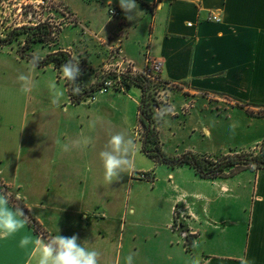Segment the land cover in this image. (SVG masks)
<instances>
[{
	"label": "crops",
	"instance_id": "obj_1",
	"mask_svg": "<svg viewBox=\"0 0 264 264\" xmlns=\"http://www.w3.org/2000/svg\"><path fill=\"white\" fill-rule=\"evenodd\" d=\"M50 1L64 6L70 19L75 20L63 26L58 42L68 47L59 51L77 59L80 44L96 60L110 56L120 62L129 61L138 70L153 61L162 62L159 77L167 86L162 96L175 106L176 115L158 124L163 143L176 137L175 131L183 125L176 122L182 117L198 124L196 128L212 111L228 113V118H234L235 113L237 118L252 119L256 126L264 122V113L257 115L264 112V0H136L141 12L133 21L125 18L119 0ZM110 8L117 9L119 15L111 17ZM214 14L220 22L209 20ZM71 28L79 32L73 36L67 32ZM70 35L76 46H71ZM51 70L46 66L30 72L28 61L16 50L0 46V194L8 196L11 208H22L28 221L20 232L0 240V264H28L34 245L22 248L20 240L24 236L44 238V234L49 238L58 230L62 236L75 234L86 247L96 248L91 236L103 232L93 231V224L101 221L114 227L128 213L135 214L126 198H115L114 182H105L99 150L95 155L91 152L98 149L93 131L79 133L77 138L61 131L68 111L73 110L77 116L70 119L83 128L81 111L85 120L89 115L93 121L101 108L110 111L116 98L126 104L125 97L116 96L129 98L132 88L112 96L107 95L110 92L99 95L102 97L92 105L73 104L68 96V102L60 101L57 106L48 96ZM21 73L30 74L36 81L30 93L20 89L17 77ZM141 96L139 100L133 96L138 127ZM189 106L192 109L182 114V109ZM203 131L212 135L207 127ZM80 137L92 140L89 146L80 148V158L63 150L67 140ZM263 142L264 136L262 141L257 139L235 152L258 154ZM165 146L166 142L162 148L167 151ZM189 151L202 153L192 148L181 153ZM154 163L171 169L183 167ZM193 172L199 182H209L215 191L210 195L192 191L185 199L171 202L168 219L158 228V241L162 232L165 238L158 243V258L185 264H192L193 258L200 264H240L241 257H245L250 264H264V167L246 168L217 179H205ZM17 192L23 193V199L16 198ZM107 231L111 236V230ZM116 236L122 250L124 235ZM114 264H119V259Z\"/></svg>",
	"mask_w": 264,
	"mask_h": 264
},
{
	"label": "rangeland",
	"instance_id": "obj_2",
	"mask_svg": "<svg viewBox=\"0 0 264 264\" xmlns=\"http://www.w3.org/2000/svg\"><path fill=\"white\" fill-rule=\"evenodd\" d=\"M28 13H32L33 17L31 20L28 19ZM70 16L68 10L64 6L50 0H0V35L5 36L15 28L37 27L41 24L50 25L54 31L52 42L48 44H35L30 51L32 54L36 53L43 58L44 55L50 51H59L62 50V48L68 47L65 46L66 43H61V46L58 42V37L66 23L75 21L74 19H70L72 18ZM25 19H27V22H25ZM67 32L74 36V33H78L79 31L78 29L75 30L71 28L67 30ZM73 36L70 35V38L72 39ZM77 36H79V34ZM25 37V35L21 36L19 41H15L9 46V49L12 47V49L17 51L20 47V43L24 42ZM72 40L71 46H76L77 43H75L74 38ZM77 46L80 49L81 55L78 56L79 58H77L76 61L80 62L79 66L82 75L79 79L83 87L89 88L103 81L106 87L104 92L95 93L94 96L87 98L84 103L92 105L102 97H98L99 95L110 92L107 95L112 96V94H119L122 91L128 90L113 77L115 74H128L130 69L127 68V64H123V62L118 61V59H112L110 56L106 58L103 57L102 61L97 59V61L96 58H92L90 54L81 49L80 44ZM82 47H84V45H82ZM88 47L90 48V46ZM50 66L53 69L51 70V82H55L57 89L64 92L61 101L65 100L68 102L69 95H67L66 91L67 80L63 78L59 70H56L52 65ZM48 76L50 78V74H46L45 77ZM143 77L147 79L146 83L149 86V91L152 96L159 101L160 107L169 104L163 98L164 96H162L167 86L162 83L159 73L152 77ZM46 80L48 79H44V81ZM131 88L132 90L129 91V98V95H115L118 98L125 97L126 104H121L122 100L116 98V103L113 104L110 111L106 110L103 112L101 108L97 117H93V121L89 115H87V119L85 120V113L81 111L80 113H82V116H80L79 120H83L84 118L82 122L84 124L83 128L80 127V124L77 123L76 120L70 119L72 115L75 117L77 116L72 113L73 110L71 113L69 111L67 112V123L61 125V131H65L69 138H72V136L77 138L79 133L81 135L85 133L84 135H86V133H91L92 130L98 142V149L91 150L93 155L97 153V150H99L98 153H100L107 144L110 136L116 132H124L136 143V151L132 154V159L134 161L133 168L129 172L124 173L121 179L114 182L115 198L120 196L126 198L128 201V208L130 210L134 209L135 214L132 212L128 213L126 219L122 221L120 225H115L114 227H108L105 222L101 221L97 222V224H93L92 230L98 232L97 230L100 229L103 234L96 235L97 237L94 235L91 237L95 240L93 243L96 245V249L101 253L100 261L103 259L101 264H114L116 259H119V264H126L125 258L130 254L133 255V264H185L182 261L167 262L158 258V243L161 244L162 241L165 240L164 232H162V236L158 241V228L164 226L166 223L173 200L180 197L185 199L192 191L205 192L210 195L213 194L215 189L210 186L209 182H205V184L204 182H199L201 180L195 176L194 170L190 167L183 166L171 169L167 166L155 164L154 161L143 154L141 150L143 129L141 126L138 127L137 125V105L134 102L135 99H133V96L138 100L140 99L141 90L135 86ZM46 94L48 95V93ZM48 96L52 97L51 92H49ZM104 97L106 98V95ZM107 98H109V96H107ZM119 103L121 107L126 108L121 109ZM189 108L192 109V106L183 108L182 114H186ZM80 109L82 110L83 108H78V110ZM115 112L117 115L112 117V115H115ZM219 112L221 111H212L208 114L207 120L200 124V128H196L198 124L192 121L187 122L185 117L177 120L176 123L183 122V125H179L180 127L175 131L176 137L165 140V148L167 149L165 152L180 156L188 153H181L186 148H192L202 153L189 151L191 153L218 158L227 155H238L239 157L250 159L251 156L256 155L251 151L243 153L235 151L245 149V147H243L244 145H248L257 139L262 141L264 136V122L259 121L256 126V124L251 123L252 119L237 118V114L235 113L234 118H228V113L223 112L219 115ZM254 113L255 112H253V114ZM263 113L264 112L260 111L257 115L263 116ZM202 126L203 128H209L212 135L206 134ZM165 131L166 133H171L168 126H166ZM72 141V139H69L66 143H71ZM164 143L161 140L163 147ZM93 144L95 146V142H93ZM252 146L253 145L246 148H252ZM260 147L261 152V150L264 149V142ZM69 151L79 158L83 153L81 149L77 147H72ZM226 151L232 152L224 154ZM99 163L102 164L100 158ZM238 171H240L239 167H233L227 171L226 175L230 177ZM128 173L130 174V181H128ZM170 174L171 176H169ZM143 175L145 177H143ZM165 214H167V216ZM107 229L111 230V236H108ZM113 231H115L118 236L120 234L124 235L125 241L122 250L118 247V237L116 235L112 236ZM102 253L104 255H102Z\"/></svg>",
	"mask_w": 264,
	"mask_h": 264
},
{
	"label": "clouds",
	"instance_id": "obj_3",
	"mask_svg": "<svg viewBox=\"0 0 264 264\" xmlns=\"http://www.w3.org/2000/svg\"><path fill=\"white\" fill-rule=\"evenodd\" d=\"M119 7L129 21H133L136 14L141 12L136 0H119ZM41 60L40 55L36 53L31 55L28 61L30 72L39 67ZM79 64V61L69 59L60 66L63 78L75 85L72 88L73 95H80L82 91L76 82L77 78L82 75ZM17 79L20 83V89L24 93H30L36 86V81L30 74L21 73ZM48 87L52 94L51 103L59 106L64 92L57 89L55 82H49ZM170 115H175V106L167 104L157 109L153 118L157 122L167 123V117ZM91 143L90 137H80L71 143H64L62 147L67 152L72 147L83 148ZM135 151V141L124 132H116L110 136L104 149L99 153L106 183L112 184L118 181L124 173L133 168L132 154ZM15 195L17 199H23V193L17 192ZM27 223L23 209L11 208L8 196L0 194V240L20 232ZM29 245H34V251L29 257L28 264H101L100 251L93 247H86L85 244L79 242V237L75 234L66 237L60 235L58 230V234L49 238L38 237L33 239L30 236H24L20 240V246L27 248ZM125 260L126 264H133V255H128ZM192 264H200L199 259L193 258ZM240 264H250V262L247 258L241 257Z\"/></svg>",
	"mask_w": 264,
	"mask_h": 264
},
{
	"label": "trees",
	"instance_id": "obj_4",
	"mask_svg": "<svg viewBox=\"0 0 264 264\" xmlns=\"http://www.w3.org/2000/svg\"><path fill=\"white\" fill-rule=\"evenodd\" d=\"M25 35L24 42L20 43L18 53L22 59L29 61L32 53L30 52L35 44H48L52 42L54 31L50 25H39L37 27H21L15 28L7 35H0V46H10L15 41H19L21 36ZM74 59L68 52L57 51L51 52L42 58L39 65L40 68L52 65L56 70L60 71V66L68 61ZM81 69V68H80ZM80 77V76H79ZM79 77L77 84L81 87L80 95H73L72 88L75 87L71 82L67 81L66 87L69 98L73 104H80L86 101L87 98L94 96L105 87L104 81L92 85L89 88H84ZM124 88L130 89L137 87L141 90L142 96L139 105V122L143 129L142 137V152L158 164H166L171 167L189 166L194 169L197 175L205 179L226 178L227 171L233 167H239L240 171L250 168H263L264 167V149L259 154L253 155L250 159L239 157L238 155H227L224 157H210L206 155H198L191 152L185 153L180 156L171 155L166 153L161 144V139L158 131V123L153 117L157 109L160 108L159 101L152 96L147 85V79L139 75L128 74H115L113 76ZM238 154V153H236ZM36 231L41 233V230L34 222ZM44 238H48L45 234Z\"/></svg>",
	"mask_w": 264,
	"mask_h": 264
},
{
	"label": "built area",
	"instance_id": "obj_5",
	"mask_svg": "<svg viewBox=\"0 0 264 264\" xmlns=\"http://www.w3.org/2000/svg\"><path fill=\"white\" fill-rule=\"evenodd\" d=\"M29 14V15H28ZM28 19L31 20L32 19V13H28ZM109 14L111 17H117L119 15V12L117 9L115 8H110L109 10ZM27 22V19H25ZM210 21H215V22H220L221 18L218 15H211L209 17ZM191 25V24H189ZM123 64H127V68L130 69L129 70V74L131 75H143V76H147V77H152L153 75H156L158 73H160L161 69H162V62L160 61H153L151 62L146 68L142 69V70H138L136 67H134V65L132 63H130L129 61H122ZM124 74V73H122ZM106 89V87H104L103 89H101L99 92H104ZM143 177H145L143 175Z\"/></svg>",
	"mask_w": 264,
	"mask_h": 264
},
{
	"label": "snow or ice",
	"instance_id": "obj_6",
	"mask_svg": "<svg viewBox=\"0 0 264 264\" xmlns=\"http://www.w3.org/2000/svg\"><path fill=\"white\" fill-rule=\"evenodd\" d=\"M0 250H2V247H0Z\"/></svg>",
	"mask_w": 264,
	"mask_h": 264
}]
</instances>
